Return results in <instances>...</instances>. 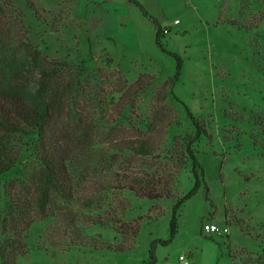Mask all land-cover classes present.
<instances>
[{
	"label": "rangeland",
	"instance_id": "374dc122",
	"mask_svg": "<svg viewBox=\"0 0 264 264\" xmlns=\"http://www.w3.org/2000/svg\"><path fill=\"white\" fill-rule=\"evenodd\" d=\"M27 2L36 5L40 17L25 7ZM124 4L22 0L18 6L30 40L51 60L74 69L86 59L94 61L93 72L101 80L98 93L110 103H129L134 124L155 106L165 84L178 76L175 96L210 134L198 144L204 182L177 212L175 236L172 220L177 199L152 203L124 195L130 203L125 222L140 226L136 238L100 227L86 231L92 238L124 246L121 250L69 249L67 242L52 237L47 224L33 225L31 219H24L19 228L28 229L29 251L19 264H180V256L189 264H264V141L260 136L264 131V0H164V8L170 7L164 11V28L170 32L162 43L181 60L180 71L178 61L156 45L152 23L138 8ZM175 19L181 25H174ZM141 76L147 78L138 83ZM149 81L151 88L136 95V89ZM165 105L174 117L165 137L172 145L174 136L192 132L193 127L181 104L170 98ZM155 163L162 170L171 169L165 161ZM20 170L2 181L0 200L4 183L16 179ZM176 184L178 199L194 189L191 167L180 173ZM0 206L4 209L5 202ZM207 223L228 227L230 234H207L203 232Z\"/></svg>",
	"mask_w": 264,
	"mask_h": 264
},
{
	"label": "trees",
	"instance_id": "16d2710c",
	"mask_svg": "<svg viewBox=\"0 0 264 264\" xmlns=\"http://www.w3.org/2000/svg\"><path fill=\"white\" fill-rule=\"evenodd\" d=\"M127 1L154 25L156 45L178 61L180 71L181 60L162 43L169 29L162 28L138 0ZM15 3L0 0V184L21 170L3 185L0 204L4 201L6 206H0V264H19L29 251L28 229L19 228L24 219H31L33 225L47 224L52 237L67 242L69 249L121 250L124 246L92 238L86 231L100 227L136 238L138 223L132 227L125 222L130 207L126 194L152 203L177 199L172 220L175 236L177 212L204 182L198 144L210 137L205 124L175 96L178 76L165 84L155 106L134 124L129 103H110L98 93L101 80L93 72L94 61L86 59L74 69L51 60L30 40ZM25 7L40 17L35 4L27 2ZM142 78L147 77L141 76L138 83ZM150 88L149 81L135 94ZM170 98L184 107L193 127L192 132L174 136L172 145L165 139L174 122L165 105ZM260 136L264 141V131ZM157 160L161 165L169 163L171 169L162 170ZM189 167L195 187L178 199L174 183Z\"/></svg>",
	"mask_w": 264,
	"mask_h": 264
},
{
	"label": "crops",
	"instance_id": "0c3cea01",
	"mask_svg": "<svg viewBox=\"0 0 264 264\" xmlns=\"http://www.w3.org/2000/svg\"><path fill=\"white\" fill-rule=\"evenodd\" d=\"M15 2H17L18 4L22 3V0H14ZM124 1L127 0H118V4L121 5H125ZM154 17H156L162 28H164V11L169 9L170 7L167 6L164 8V0H138ZM128 2V1H127ZM175 6V4L173 5ZM171 6V7H173ZM120 20H122V22H125V19H123V17L120 18ZM178 19H175V21ZM174 21V25L179 26L181 25V21L179 24H175ZM152 27H150V33L152 34V37L154 39V41L156 42V28L154 27L153 24H151Z\"/></svg>",
	"mask_w": 264,
	"mask_h": 264
},
{
	"label": "built area",
	"instance_id": "2783aa9c",
	"mask_svg": "<svg viewBox=\"0 0 264 264\" xmlns=\"http://www.w3.org/2000/svg\"><path fill=\"white\" fill-rule=\"evenodd\" d=\"M225 2H230L231 0H224ZM180 21L176 20L175 24H179ZM203 232L210 234V235H218V236H224V235H229L230 230L228 227H220L216 224L213 223H207L203 226ZM180 264H189L184 256H180L179 258Z\"/></svg>",
	"mask_w": 264,
	"mask_h": 264
}]
</instances>
